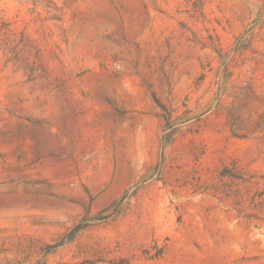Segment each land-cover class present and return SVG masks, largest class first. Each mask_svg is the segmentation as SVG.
Wrapping results in <instances>:
<instances>
[{
  "label": "rangeland",
  "instance_id": "374dc122",
  "mask_svg": "<svg viewBox=\"0 0 264 264\" xmlns=\"http://www.w3.org/2000/svg\"><path fill=\"white\" fill-rule=\"evenodd\" d=\"M0 264H264V0H0Z\"/></svg>",
  "mask_w": 264,
  "mask_h": 264
}]
</instances>
